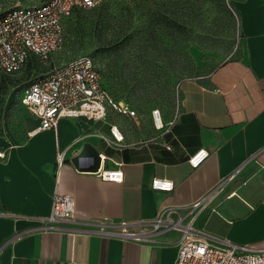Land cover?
<instances>
[{
	"label": "crops",
	"instance_id": "obj_1",
	"mask_svg": "<svg viewBox=\"0 0 264 264\" xmlns=\"http://www.w3.org/2000/svg\"><path fill=\"white\" fill-rule=\"evenodd\" d=\"M232 2L238 58L203 79L179 82L170 132L152 128L133 144L117 124L125 137L117 148L107 142L112 123L79 118L28 136L38 121L26 110L19 138L0 137V264H174L178 232L138 242L104 235L99 224H133L144 232L159 209L200 198L209 201L196 219L205 238L264 248V0ZM86 148L98 152V169L120 168L123 181L90 173L92 159L80 161ZM200 149L209 155L192 168L188 158ZM59 151L67 157L57 181ZM155 177L173 181L174 190H154ZM56 190L76 202L74 222L59 224L60 230L48 228L47 220ZM181 214L191 217L185 209Z\"/></svg>",
	"mask_w": 264,
	"mask_h": 264
},
{
	"label": "built area",
	"instance_id": "obj_2",
	"mask_svg": "<svg viewBox=\"0 0 264 264\" xmlns=\"http://www.w3.org/2000/svg\"><path fill=\"white\" fill-rule=\"evenodd\" d=\"M104 0H24L0 14V79L5 75L21 73L31 55L41 62L56 53L63 42L64 22L77 9L93 8ZM235 14V12H234ZM236 15V14H235ZM179 89V85L177 86ZM14 89H18L14 88ZM19 102L38 121V126L28 132L32 136L43 130H54L62 119L88 118L107 121L110 115L136 119L137 112L127 101L109 89L95 61L90 55L31 77L19 86ZM175 115L167 122L159 109L152 110L154 127L170 132ZM125 137L117 124H110L109 145L122 148ZM170 148V146H167ZM206 149H200L188 158L192 168H198L208 157ZM67 157L66 151L57 152L56 180ZM0 158L5 151L0 149ZM87 157H80V161ZM105 157L101 155V160ZM104 181L122 182L123 171L102 169L89 171ZM152 188L163 192L174 190L173 181L155 177ZM207 198H200L182 207L161 208L152 221L151 228L137 232L133 224L115 225L108 220L100 222L98 231L104 235L127 240L148 242L163 232L180 234L178 256L174 264H264V248L231 242L217 245L205 238V228L196 227L198 215L208 206ZM76 202L73 196L57 190L52 197L48 228L60 230L59 224H70L75 219ZM185 209L190 219L185 220Z\"/></svg>",
	"mask_w": 264,
	"mask_h": 264
},
{
	"label": "rangeland",
	"instance_id": "obj_3",
	"mask_svg": "<svg viewBox=\"0 0 264 264\" xmlns=\"http://www.w3.org/2000/svg\"><path fill=\"white\" fill-rule=\"evenodd\" d=\"M136 1L130 3L131 15L125 11L123 0H118V5L114 6V19L103 18L102 24L97 27L76 24L72 31L67 33L69 24L75 21L77 16L86 21L94 16L103 15V12L101 13V7H98L83 9L73 15L64 25L60 49L42 62L43 67L50 66V70H53L83 55H90L109 89L121 96L128 94L127 90H123L122 82L154 75L152 69L160 81L163 78L169 80V89L160 87L147 99L130 101L137 112L136 119L109 116L108 121L120 125L126 133L127 140L133 144L145 136L149 137L152 128L157 130L153 124L152 110L159 109L165 121L171 119L179 110L180 95L177 84L180 81L187 78L203 79L225 61L237 57L236 45L239 41L238 20L234 14L232 0L228 1L227 7L234 22L233 26L226 21L228 13L222 5L205 2L200 10L195 11L196 23L202 22L204 32L213 38L221 39L218 41L222 42H213L215 49H207L200 40L187 42L193 65L186 74H183L184 62L181 54L185 42L182 34L169 33L165 26L160 25L158 19L149 21L147 10H143L135 3ZM154 1L158 5L154 10H160L159 5H162V1ZM19 2L24 0H0V14ZM107 2L109 0H104L99 6ZM149 4L151 5V2ZM128 27L134 38L122 42L124 37L122 28ZM146 30L154 33L145 35L143 32ZM38 74L43 73L34 72L32 77ZM19 94L20 89L11 90L0 107V137L19 138L24 130L27 114L26 109L19 103Z\"/></svg>",
	"mask_w": 264,
	"mask_h": 264
},
{
	"label": "trees",
	"instance_id": "obj_4",
	"mask_svg": "<svg viewBox=\"0 0 264 264\" xmlns=\"http://www.w3.org/2000/svg\"><path fill=\"white\" fill-rule=\"evenodd\" d=\"M134 0H123L124 2V9L131 15V6L130 3ZM162 1V5H159L160 10L156 11L154 8H157L156 2L154 0H137V3L143 10H147L146 14L148 15L149 21L157 20L159 21L160 25L165 26L169 33L176 32L181 33L185 42L184 49L182 50L181 58L184 62V69L183 74H186L193 65L191 54L188 51L189 41H197L200 40L204 45H206L207 49H215L216 47L213 46V42L221 40L217 38H213L212 36L206 34L204 32V25L202 22H197L195 19V11L200 10L205 2H215L224 8V10L228 13L227 20L232 26L234 24L233 20L231 19V13L227 7L229 0H160ZM118 0H109V2L103 4L102 6H95L93 8L88 9H97L101 7V13L98 16H94L86 21L82 18H78L73 22H69V26L67 28V33L72 31V27L76 24H80L82 26L90 25V26H100L102 24L103 18H110L111 20L115 18L114 16V6H117ZM151 2V5L149 4ZM149 4V5H148ZM83 8L77 9L75 14L79 13ZM72 15V16H73ZM71 16V17H72ZM158 17V18H157ZM70 18V17H69ZM68 18V19H69ZM67 19V20H68ZM67 20L64 22L66 24ZM107 23V22H105ZM123 32V40L122 42L130 41L134 38L132 33H129L128 29L122 28ZM197 31H200L197 33ZM145 35L148 33H154L149 30L143 32ZM222 42V41H218ZM237 45V49H238ZM238 58V57H236ZM51 67H43L42 62L36 55H31L26 67L21 71V73L5 75L0 79V107L3 106L5 97L10 93L11 90L28 81L34 72L45 73L50 70ZM99 69V68H98ZM154 75L148 76L144 79L140 80H125L122 82L124 88L123 90H127V96H121L127 99L130 103L131 100H144L150 97L153 92H155L158 88L162 87L163 89L170 88V81L163 78L161 81L158 79L156 72L152 69ZM21 76H18L20 75ZM184 80V79H183ZM181 82V81H180ZM179 84V83H178ZM177 84V86H178ZM108 85V84H107ZM178 89V88H177ZM180 97L178 98V105L180 104L181 93L178 89ZM116 94V93H115ZM118 95V94H117Z\"/></svg>",
	"mask_w": 264,
	"mask_h": 264
},
{
	"label": "water",
	"instance_id": "obj_5",
	"mask_svg": "<svg viewBox=\"0 0 264 264\" xmlns=\"http://www.w3.org/2000/svg\"><path fill=\"white\" fill-rule=\"evenodd\" d=\"M83 154H85L87 158L92 159V164L89 166V170L97 171V169L100 165V158L98 156V152L95 149L86 148L83 151ZM75 162H76V165H78L77 158H76Z\"/></svg>",
	"mask_w": 264,
	"mask_h": 264
}]
</instances>
